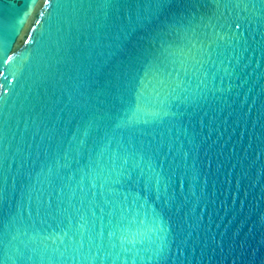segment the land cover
I'll return each mask as SVG.
<instances>
[{
	"label": "water",
	"instance_id": "95a60500",
	"mask_svg": "<svg viewBox=\"0 0 264 264\" xmlns=\"http://www.w3.org/2000/svg\"><path fill=\"white\" fill-rule=\"evenodd\" d=\"M225 2L168 0L153 10L159 18L129 43L140 41L149 59L159 58L138 100L147 61L130 63L120 40L136 22L135 2L107 10L88 0L75 7L69 0H0V65L12 57L0 67V237L12 248L23 241L36 249V261L25 264H78L43 238L61 229L71 235L93 204L100 231L104 198L77 189L81 174L69 178L89 163L93 147L98 157L105 133L145 146L142 169L153 196L141 218L155 211L166 229L144 234L141 247L154 257L147 264H264V4ZM175 69L188 73L184 92L168 98L167 116L153 119L147 113L167 95L152 92L154 77L163 71L174 78ZM89 126L83 159L61 168L69 141L78 130L83 139ZM112 211L104 208L105 225Z\"/></svg>",
	"mask_w": 264,
	"mask_h": 264
},
{
	"label": "snow or ice",
	"instance_id": "6c2138e0",
	"mask_svg": "<svg viewBox=\"0 0 264 264\" xmlns=\"http://www.w3.org/2000/svg\"><path fill=\"white\" fill-rule=\"evenodd\" d=\"M51 3V0H47ZM89 6L93 4L101 9L110 10L117 5L123 6L128 4L129 0H88ZM138 7V14L135 23H129L122 30L121 46L128 49L129 62H135L142 57L147 61L148 71L144 73L139 79L138 86V100L142 98L143 93L147 91V85L144 81L148 79L152 71V66L159 59L158 57L148 58L146 50L140 41L132 44L129 48L131 38L141 29L150 26L154 19H158V14H154L153 10L164 9L168 0H132ZM71 6L75 7L76 0H69ZM264 4V0H261ZM249 5L255 6L253 0H226L225 7L243 8L247 9ZM130 6V5H129ZM131 21V16H129ZM3 44L0 43V48ZM196 48V45L192 46ZM180 54H183V47L178 49ZM192 49H189L191 53ZM197 54L211 55V51L204 52L202 47L196 48ZM171 55H176V52H171ZM12 57H8L3 61V65H8ZM176 76L173 78L171 72L166 74L161 71L157 73L155 83L152 84V92L156 97H160L167 92L165 98L160 100L161 107L151 113H147L153 119H161L162 116H167L168 112L165 110L168 107L169 97L173 100L179 98L184 92V81L188 78V73L185 71L184 76L181 77L180 69H175ZM4 73L0 71V76ZM151 83V82H150ZM203 83V82H201ZM199 87V85H197ZM178 94V95H173ZM127 119L117 124V128L125 127ZM91 135V126L83 131L84 138H80L79 130L75 134L67 150H65L62 157L63 163L61 168L68 169L72 164H79L83 159V152L87 148L88 138ZM106 141L104 147L98 152L97 148L93 147L89 152V163L83 165L82 168L74 172L73 176L69 178L70 181L76 180V175H80V179L76 180L77 189L84 191L83 186L88 187L86 195L88 196H102L104 198V208L111 205L113 211L106 213L112 219H109L108 224L103 223L104 208L100 209L101 227L100 231H95V217L97 212L96 205L93 204L91 210H86L85 214L80 216L79 226L75 232L70 235L69 230L61 229L59 232L49 233L45 236L44 241H51L55 246L54 251H59L63 246L65 252L72 253V259L77 260L78 264H147L148 261L154 259L149 255L146 248H142L145 233H164L166 229L163 226V220L159 215L153 211L151 217L147 214L141 218V209L146 208L152 203V182L151 178L145 181L142 164L145 158V146L143 144L137 145L134 141L120 140L116 141L115 137H109L107 133L102 137ZM115 143V147L113 144ZM2 155V151H0ZM79 156V159H77ZM107 157V159H105ZM139 158V159H137ZM139 173V175H137ZM128 185V189H124L123 185ZM92 189H96L95 192ZM157 199L162 197L157 195ZM51 205V202H50ZM118 208L119 216L117 218L116 210ZM89 216L93 218L92 226L89 228ZM70 224H75V218L69 219ZM119 225V226H117ZM127 225V227H125ZM133 228L136 230L133 231ZM78 237V238H77ZM107 239L110 249L106 247L104 241ZM12 240H18L14 236ZM23 248L16 246L11 247V241L5 242L0 237V264H25V261H36V249H29L28 245L23 241H19ZM87 245V254L84 249ZM47 247V245H46ZM163 245H161V248ZM26 249V251H25ZM94 249V251H93ZM9 252L15 255H9ZM31 252V255L29 254ZM63 255V253H61ZM123 258V259H122ZM46 257H41V260Z\"/></svg>",
	"mask_w": 264,
	"mask_h": 264
}]
</instances>
